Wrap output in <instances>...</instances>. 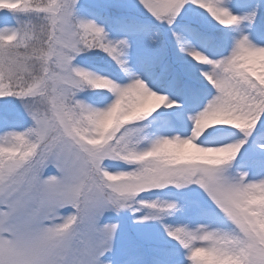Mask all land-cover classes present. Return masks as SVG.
<instances>
[{
    "label": "snow or ice",
    "instance_id": "6c2138e0",
    "mask_svg": "<svg viewBox=\"0 0 264 264\" xmlns=\"http://www.w3.org/2000/svg\"><path fill=\"white\" fill-rule=\"evenodd\" d=\"M78 3L0 0V120L10 118L4 104L16 98L32 121L23 131L0 134V264H92L100 231L93 226L107 206L126 207L145 191L190 185L202 188L231 225L169 229L188 250L190 264H264V179L228 171L257 125L264 129V44L243 35L219 59L191 52L197 62L212 66L204 75L216 95L192 117L191 135L161 137L142 149V130L133 125L154 113V119L164 116L157 110L172 103L142 79L121 85L74 65L82 51L100 49L123 66L127 47V41L109 40L95 22L78 19ZM141 3L169 25L186 5H197L216 23L211 38L218 44L226 29L257 15L235 14L226 0ZM85 87L114 99L93 107L78 99ZM232 130L245 138L213 142ZM109 158L138 167L112 173L102 166ZM141 203L160 211L176 207ZM68 206L75 211L64 216L61 210Z\"/></svg>",
    "mask_w": 264,
    "mask_h": 264
},
{
    "label": "rangeland",
    "instance_id": "374dc122",
    "mask_svg": "<svg viewBox=\"0 0 264 264\" xmlns=\"http://www.w3.org/2000/svg\"><path fill=\"white\" fill-rule=\"evenodd\" d=\"M88 5L87 9L82 11V15H75L80 20L93 21L105 29L108 39L113 43L118 41H127V47L122 48L123 55L121 60L124 61V66L127 68V79L120 81L117 75L105 69H96L93 73L102 75L113 79L115 82L125 85L131 83L134 79H142L151 90L158 94L166 95L169 98V103L172 107L162 106L161 112L165 113L162 120L156 125L155 134L157 139L161 137L175 136V135H191L194 122L192 117L195 116L207 103L216 95V89L207 80L204 75L205 72L212 71V66L197 62L191 52L200 51L201 53L209 55L213 59L222 58L224 55L230 54L236 42L243 36L247 35L254 43L264 44V32L261 34L256 30L257 25L249 21H244L240 25L232 26L233 30L228 33L227 40L222 43H216L213 40L212 34L208 29L217 27L216 23L203 12L202 9L186 5V10L177 17L185 21H175L174 24L169 25L166 22H161L168 26L175 32V38L180 46L172 53L171 57L174 61H182L187 63L189 69L184 74L177 73L173 70L170 74L172 80L171 87L167 88L162 83L167 79L168 72L172 66L169 65V60H166L164 53H156L152 51L146 43V37L151 30L154 22L150 19L153 15L143 6L141 0H84ZM230 4L235 14L246 15L253 9L252 5L245 3L243 0H226ZM191 6V7H189ZM100 11H113L117 19V27L111 32L105 25V21L100 18ZM254 10V9H253ZM132 12L131 14H120L123 12ZM144 16H149L144 17ZM121 17V18H120ZM120 18V19H119ZM190 22V23H188ZM194 22L195 24L191 23ZM201 26V27H199ZM204 28L207 31L202 30ZM93 50V49H92ZM92 50H85L84 53H91L95 55ZM164 58V59H163ZM162 63V64H161ZM161 64V65H160ZM159 65L160 68L155 70L154 67ZM85 70L86 68H83ZM95 89L85 87L80 91L93 92ZM95 92V91H94ZM92 98V94L87 93ZM87 98L86 94H84ZM114 97L109 101L104 100L102 105H96L92 102L87 104L93 107H106ZM3 104V101H0ZM4 111L10 113V117L17 119L31 118L23 108V104L16 98H9V102L4 104ZM22 131V129L20 130ZM233 130L222 134L216 141L217 143H235L238 142L240 136ZM261 141H264V130L258 134L253 135L251 139V148L245 144L240 158H254L255 153L260 150L264 153V148H261ZM254 149V150H253ZM111 165L128 164L125 161L118 159H105ZM249 163V162H248ZM239 168V169H238ZM238 168L228 169L229 174L237 176L240 173H247L249 180L258 181L264 179V171L260 175L252 174L245 165H240ZM112 169V168H111ZM106 170L112 173H118L127 170ZM151 191H170L184 195L180 201L168 197L166 199H155V203L159 205L175 204L176 207L173 213L169 210L160 211L159 209L145 208L142 217L134 223H128L127 209L132 207L134 199L128 202L126 207L107 206L101 215L97 218L94 224V229L100 231L95 232L94 246L92 249L91 260L92 264H146L148 262V255H144L142 251L145 249L143 241L133 244L137 239H144L146 236L154 237L160 231L164 234L167 242L175 243L170 250L165 253L163 260L156 261L154 264H190L188 260V250L183 247L178 241L168 235L169 229L177 227H185L190 230H196L201 226L209 229L229 230L231 228L230 222L223 216L222 212L211 200L208 194L197 185H190L183 188L175 186H168L163 189H155L145 191L141 195L149 194ZM184 192V194H183ZM75 210H67L62 212L64 216L72 214ZM167 211V212H166ZM106 215H117L119 220L115 223H107L100 225L99 219ZM148 217V219H144ZM165 219L164 223L162 219ZM225 218V219H224ZM105 226H113L114 230L111 233L104 232ZM139 237H137V235ZM133 245H136L135 247ZM142 247V248H141ZM110 253L106 257V253Z\"/></svg>",
    "mask_w": 264,
    "mask_h": 264
},
{
    "label": "trees",
    "instance_id": "16d2710c",
    "mask_svg": "<svg viewBox=\"0 0 264 264\" xmlns=\"http://www.w3.org/2000/svg\"><path fill=\"white\" fill-rule=\"evenodd\" d=\"M256 2V5H257V8L258 10L255 11L257 13L256 15V19H255V22H258L259 25H260V28H263L264 27V0H253ZM191 6H193L194 4H190ZM195 7H197V5H195ZM155 35L156 36H159L161 38H166V35L164 34V30L163 29H160V28H157L155 29L154 31ZM173 39L170 40V42L172 41ZM177 45V43H171V48H175ZM154 48H156L157 50H161L163 48V44H159V45H154ZM93 51H96V52H102V54H104L105 52L100 50V49H93ZM85 51H82L80 54H78L77 58H80V59H83V60H87V61H92L93 60V55L91 53H84ZM107 53H105L106 55ZM108 58V62L116 69V70H121L122 71V67H120V63H118L117 61H115L112 57H109V56H106ZM75 66H78V67H81L80 65L78 64H74ZM82 68V67H81ZM123 72V71H122ZM81 100V99H80ZM9 121V123L11 124H16V123H22L21 120H16V119H12V118H8L7 119ZM142 122V125L145 127L143 128L144 130L147 131V135L144 137V134H140L141 137H143V145H145L143 148H147V147H150L151 145V141L155 140L156 139V135L154 134V130L153 128L151 127L152 126V119H150L149 117L144 120V121H141ZM137 125H140V123L138 122L137 124L133 125V127H137ZM259 127V124L257 125V128ZM14 129H8L7 131H12ZM142 145V146H143ZM141 146V145H140ZM138 167V165L136 166V168ZM135 168V169H136ZM131 210V209H129ZM152 241V240H151ZM149 252L154 254L155 253V249L154 248H151L149 247Z\"/></svg>",
    "mask_w": 264,
    "mask_h": 264
}]
</instances>
